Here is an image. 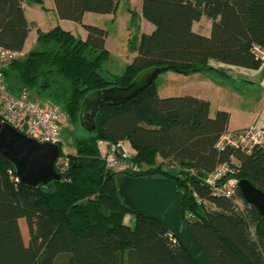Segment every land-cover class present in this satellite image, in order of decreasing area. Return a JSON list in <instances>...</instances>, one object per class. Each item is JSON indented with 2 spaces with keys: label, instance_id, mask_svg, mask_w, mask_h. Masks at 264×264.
I'll return each mask as SVG.
<instances>
[{
  "label": "trees",
  "instance_id": "1",
  "mask_svg": "<svg viewBox=\"0 0 264 264\" xmlns=\"http://www.w3.org/2000/svg\"><path fill=\"white\" fill-rule=\"evenodd\" d=\"M29 1L46 9L43 0ZM140 1V17L153 29L129 41L134 54L121 74L110 79L101 74L108 58L107 30L82 23L85 13H115L119 0H53L58 19L80 23L85 38L59 25L37 29L41 49L23 52L3 70L7 89L42 95L78 124L87 92L125 86L149 67L179 74L210 71V60L259 67L251 46L264 45V0ZM24 2L0 0L3 48L23 50L29 33ZM202 17L211 21L209 35L192 29ZM228 122L226 111L210 116L206 100L160 97L153 81L123 103L104 105L94 130L73 141L74 152H65L59 142L54 168L60 182L22 186L0 153V264H195L156 220L122 205L114 186L116 173L105 167L100 141L109 146L129 142L134 155L127 159L140 168L133 176L176 183L184 194L181 217L210 264H264V218L238 188L231 196L213 195L205 183L225 162L231 169L228 177L247 179L264 192L263 149L216 147ZM127 215L130 223L125 222ZM19 220L27 230L26 243Z\"/></svg>",
  "mask_w": 264,
  "mask_h": 264
},
{
  "label": "water",
  "instance_id": "2",
  "mask_svg": "<svg viewBox=\"0 0 264 264\" xmlns=\"http://www.w3.org/2000/svg\"><path fill=\"white\" fill-rule=\"evenodd\" d=\"M161 68L140 71L127 85H110L87 92L80 102L78 125L86 132L95 128V117L107 104L123 103L150 85ZM59 145L39 142L0 121V153L13 167L16 181L30 188L45 187L60 182L54 168ZM123 152L118 148L116 155ZM242 198L253 205L264 218V192L247 179L237 181ZM114 186L122 205L135 215L156 220L166 233L175 238L195 264H210L180 214L184 194L173 180L163 177L116 174Z\"/></svg>",
  "mask_w": 264,
  "mask_h": 264
},
{
  "label": "crops",
  "instance_id": "3",
  "mask_svg": "<svg viewBox=\"0 0 264 264\" xmlns=\"http://www.w3.org/2000/svg\"><path fill=\"white\" fill-rule=\"evenodd\" d=\"M134 4L136 5V12L140 15L141 1L134 0ZM25 7L24 2L23 11L27 20ZM49 7L55 13L53 0L49 3ZM38 14L40 17H44L42 12H38ZM56 19L60 24L68 21L58 19L57 15ZM42 21H39L36 26L44 31L41 27ZM60 24L57 23L56 25L61 26ZM200 25L205 26V31L200 34L209 35L211 21L202 17L192 23V29L193 26ZM105 48L109 56L108 32ZM22 52H24V46ZM133 54L130 53V59ZM208 66L211 68L210 71H199L189 74H179L171 71L161 72L164 78L161 80L162 93L159 92V87L156 86L158 95L160 97L189 95L206 100L209 103L210 116H214L218 110L228 113L229 131H240L251 124L264 128V68H245L214 60H210ZM118 146L123 152L121 154L122 157L129 158L134 155V150L128 141H122L118 143ZM98 148L101 156H103L110 146L107 142L100 141L98 142ZM130 220V216L127 215L125 222L130 223Z\"/></svg>",
  "mask_w": 264,
  "mask_h": 264
},
{
  "label": "built area",
  "instance_id": "4",
  "mask_svg": "<svg viewBox=\"0 0 264 264\" xmlns=\"http://www.w3.org/2000/svg\"><path fill=\"white\" fill-rule=\"evenodd\" d=\"M251 51L258 60L259 67L264 68V45L253 44ZM22 55L23 52L0 46V121L39 142L45 141L59 145L60 124L64 114L56 106H46L31 100L26 91L13 94L6 87L3 70L14 59ZM216 147L218 149L234 147L245 151L259 147L264 150V128L251 124L240 131H225L217 139ZM118 148V144L112 145L103 154L105 167L116 174L137 173L140 168L136 164L115 154ZM230 170V166L224 162L205 177V183L213 195L231 196L234 194L238 185L235 179L227 176Z\"/></svg>",
  "mask_w": 264,
  "mask_h": 264
},
{
  "label": "rangeland",
  "instance_id": "5",
  "mask_svg": "<svg viewBox=\"0 0 264 264\" xmlns=\"http://www.w3.org/2000/svg\"><path fill=\"white\" fill-rule=\"evenodd\" d=\"M46 9L29 0H25V12L29 25V33L24 44V53L31 50H40L41 45L36 41V30L38 29L39 21H42V28L47 31L60 22L56 19V14L49 7L52 0H43ZM38 12H42L44 17H40ZM82 23L92 24L104 28L108 32L109 56L103 63L101 74L106 78H112L114 75H119L123 72L125 66L130 61V53H134L130 49V42L142 32H150L153 25L140 17L136 12L134 0H119V4L115 13L112 14H96L86 13ZM63 29L70 31L78 38H84V28L80 23L73 21H65L60 24ZM205 26H193V31L203 33ZM204 29V30H199ZM203 35V34H202ZM163 73H159L154 83L159 87V92L162 93ZM30 97L39 104L50 106L48 101L42 96L34 92H29ZM53 106V105H52ZM87 132L82 129L77 123L69 121L64 114V118L60 124V141L65 152H74L73 141L85 135ZM61 162V159H58ZM20 231L24 242H27V230L23 220H19Z\"/></svg>",
  "mask_w": 264,
  "mask_h": 264
}]
</instances>
